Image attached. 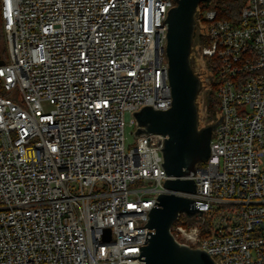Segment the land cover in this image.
Here are the masks:
<instances>
[{
	"label": "built area",
	"instance_id": "built-area-1",
	"mask_svg": "<svg viewBox=\"0 0 264 264\" xmlns=\"http://www.w3.org/2000/svg\"><path fill=\"white\" fill-rule=\"evenodd\" d=\"M216 1L198 5L195 32L220 122L210 158L184 177L196 192L178 193L201 213L181 212L171 232L216 264H264V0H248L238 24ZM175 5L1 0L0 264H144L150 210L170 192L167 136L137 135L134 113L172 106Z\"/></svg>",
	"mask_w": 264,
	"mask_h": 264
},
{
	"label": "water",
	"instance_id": "water-1",
	"mask_svg": "<svg viewBox=\"0 0 264 264\" xmlns=\"http://www.w3.org/2000/svg\"><path fill=\"white\" fill-rule=\"evenodd\" d=\"M175 1L166 20L172 106L166 110L145 106L134 113L137 135L155 132L167 136L163 166L168 179L163 185L170 192L160 193L157 204L150 210L147 226L151 232L142 248V256L144 264H216L206 250L178 242L171 232L181 212L188 215L201 213L193 206V199L178 193L196 192L195 181L184 177L194 175L198 163L210 158L213 131L220 122L200 125L197 98L202 82L191 58L197 7L210 0ZM3 63L0 56V65Z\"/></svg>",
	"mask_w": 264,
	"mask_h": 264
},
{
	"label": "trees",
	"instance_id": "trees-1",
	"mask_svg": "<svg viewBox=\"0 0 264 264\" xmlns=\"http://www.w3.org/2000/svg\"><path fill=\"white\" fill-rule=\"evenodd\" d=\"M248 0H217L214 4V8L217 10L218 18L231 21L234 24H238L240 22V13L242 7L247 3ZM5 39V40H4ZM4 41H6L5 32H4V25H3V19H2V7H1V0H0V56L3 61L7 60L4 59V53L6 44H4ZM194 41L201 44H206L207 41L205 39L198 38L197 32L194 34ZM209 60V64L211 63V60ZM214 69V73H215ZM218 106H219V100L214 94V89L212 88L209 91V98L206 106V113H207V119H209V122H213L218 117Z\"/></svg>",
	"mask_w": 264,
	"mask_h": 264
},
{
	"label": "rangeland",
	"instance_id": "rangeland-1",
	"mask_svg": "<svg viewBox=\"0 0 264 264\" xmlns=\"http://www.w3.org/2000/svg\"><path fill=\"white\" fill-rule=\"evenodd\" d=\"M5 40V39H4ZM4 44H6L5 53H4V59H9V49L7 45V41H4ZM198 43L194 41L193 44V50H192V62L195 72L203 79L201 81V90L199 92L197 103L199 108V116H200V125L204 126L207 124H210L212 122H209V119H207V113H206V106L209 98V86L207 85L206 77L208 76V67H209V60L206 57H203L200 53V51L197 48ZM214 122V121H213ZM135 133H134V126L133 125H127L126 126V146L127 148H130L134 145L135 142ZM142 185L141 182H137L134 187Z\"/></svg>",
	"mask_w": 264,
	"mask_h": 264
}]
</instances>
